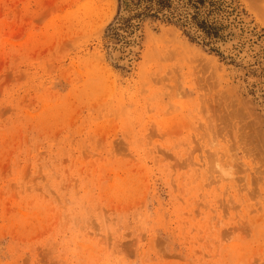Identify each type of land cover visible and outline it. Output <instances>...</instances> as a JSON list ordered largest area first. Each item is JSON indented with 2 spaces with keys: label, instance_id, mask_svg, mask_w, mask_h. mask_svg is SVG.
Instances as JSON below:
<instances>
[{
  "label": "rangeland",
  "instance_id": "1",
  "mask_svg": "<svg viewBox=\"0 0 264 264\" xmlns=\"http://www.w3.org/2000/svg\"><path fill=\"white\" fill-rule=\"evenodd\" d=\"M0 264H264V0H0Z\"/></svg>",
  "mask_w": 264,
  "mask_h": 264
},
{
  "label": "bare ground",
  "instance_id": "2",
  "mask_svg": "<svg viewBox=\"0 0 264 264\" xmlns=\"http://www.w3.org/2000/svg\"><path fill=\"white\" fill-rule=\"evenodd\" d=\"M125 4H127V6H129V5H130V4L127 2V1L125 2ZM127 14L129 15V13H126V15H127Z\"/></svg>",
  "mask_w": 264,
  "mask_h": 264
}]
</instances>
